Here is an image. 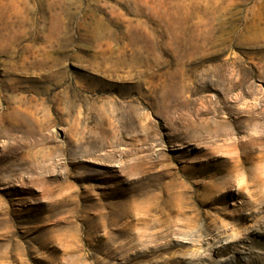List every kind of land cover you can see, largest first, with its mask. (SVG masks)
Here are the masks:
<instances>
[{"label": "rangeland", "instance_id": "rangeland-1", "mask_svg": "<svg viewBox=\"0 0 264 264\" xmlns=\"http://www.w3.org/2000/svg\"><path fill=\"white\" fill-rule=\"evenodd\" d=\"M231 150L264 157V0H0V264H71L88 212L184 240L207 216L200 251L225 246L264 198V160L246 174Z\"/></svg>", "mask_w": 264, "mask_h": 264}, {"label": "bare ground", "instance_id": "bare-ground-1", "mask_svg": "<svg viewBox=\"0 0 264 264\" xmlns=\"http://www.w3.org/2000/svg\"><path fill=\"white\" fill-rule=\"evenodd\" d=\"M206 133H207V130H206ZM212 133L213 134H209V133L208 134L212 136L221 135L227 138L231 134L230 131H225V133L215 131ZM262 137H263L262 135L255 136V137L253 136L252 138L253 144L254 142L256 143L257 141L261 140ZM236 142L232 144L234 148L236 147V145L239 144V142L238 143ZM249 142L250 141H243V143L242 142L240 143L246 144L244 148L249 149V145H250ZM233 150L228 151V152H231L230 153L231 155L230 157L226 159V162L231 164L230 168H233L236 170L242 169V171L245 170L247 172V173L245 172L246 174H248L249 172V170L247 169V165L253 164L254 159H257L256 163H254L255 166H257L258 163L264 160V157L261 155L258 156L257 158L256 157L253 158L254 156L252 157L249 153H243V154L235 153ZM252 150L254 151V149ZM253 151H252V155H253ZM220 157L222 156L220 155ZM262 164L263 163H261V165ZM261 169L262 168H260V170ZM252 174L253 173H251V175ZM255 176L258 177L257 173H255V175L253 174V177L251 176V178H248V179H253V178L255 179L256 178ZM257 183H259L258 179H257ZM252 186L253 185H249L248 182H243L242 184H239V186L237 187V192L240 195L243 193L244 190L249 192L248 188ZM208 189H209L208 190L209 193H211L212 188L208 187ZM230 190L232 189H229L226 192L221 193V195L218 196L216 200H211L208 202L212 205L213 204H224L227 201ZM183 193L184 192H182V190H169V191L167 190V195H173V194L182 195ZM204 199L206 200V198ZM256 201H257V204L255 203L247 204L250 212L247 214L241 215L240 219L242 220L243 224L247 223V221H252L254 219L255 214L264 213L263 211L264 198L263 199L261 198V200H256ZM255 207L257 210H252V208H255ZM176 208L177 210L175 209L174 210L177 211V213H180L181 211H180V208H178V205H176ZM87 209L88 211H90V208H87ZM122 212H125V211H122ZM93 216L94 215H91V212H88L87 224L84 226L83 231L79 235L72 237L70 240L72 243H75L77 245L79 243V246H80L79 249L76 248V249L71 250V253L77 254L75 255L76 256L75 260H72L73 262L71 264H107L115 260L118 254L121 255V258L114 264H264V233L261 232L260 230L252 228L251 226L245 227L243 226V224L241 226V224L239 225V224L234 223L233 226H236L237 228H239L238 231L234 232V235H236V238H233L232 240H230V242L227 243L225 246L215 247L212 252L207 249L204 253H202L200 249L204 245L209 244L212 241V239L205 238V235H206L205 232H207L206 230L211 224L210 222H208L207 216H202V217L199 216V217H195L194 219H191L192 218L191 217L190 218L191 220L185 223L184 226L182 225L183 227L187 228L191 232L190 238L188 240L180 239V238L173 236L177 231H179V229L176 230L174 228H171L170 226H167L166 224H168L169 222L166 220L162 223H159L158 225L154 224L153 223L154 220H152L149 217L150 215L148 217H138V218L132 217L133 219L131 218L130 219L133 220L132 223L136 225H141L147 229L153 226H163V228L156 230L155 232H151L152 231L151 230L150 232L148 231V233L146 231L144 232L140 231V233H137V234L136 233L133 234V232H131V228H130L131 221H127L126 217L128 216L121 212L112 213V212L106 211L104 213L99 212L95 216V218ZM119 223L123 225L120 228L115 229V232L117 233L116 235L126 236V240L124 242H120L116 245H112L111 242L108 241V238L110 236H108V234L105 233L97 237L98 240L96 241V243H92V234L94 232L95 226L98 231L102 228L103 229L107 228V226H112V225L117 226ZM98 248L107 249L105 252L102 253V258L95 257L94 250L95 249L98 250ZM82 249L85 251V253L84 252L80 253ZM163 251H167L169 253L168 257H163L161 255ZM220 257H224V258L220 259ZM246 257H249L248 262H246Z\"/></svg>", "mask_w": 264, "mask_h": 264}]
</instances>
